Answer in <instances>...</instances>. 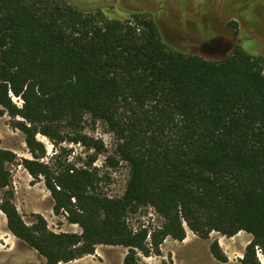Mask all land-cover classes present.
<instances>
[{"label":"trees","instance_id":"16d2710c","mask_svg":"<svg viewBox=\"0 0 264 264\" xmlns=\"http://www.w3.org/2000/svg\"><path fill=\"white\" fill-rule=\"evenodd\" d=\"M73 3L0 0V108L21 119L15 128L31 155L19 165L43 181L54 214L81 233H53L39 215L25 224L8 169L17 157L0 149L8 231L45 264L69 263L98 245L126 248L123 264H140L167 237L183 241L186 230L201 239L243 231L252 239L240 263L263 264L256 249L264 257V55L241 46L209 57L185 52L166 43L151 15L121 21ZM86 115L115 137V156L129 167L120 197L102 192L94 157L81 166L56 154L42 161L37 135L103 152L100 140L81 133ZM147 206L161 225L132 230L127 216ZM209 249L227 261L216 241Z\"/></svg>","mask_w":264,"mask_h":264},{"label":"rangeland","instance_id":"374dc122","mask_svg":"<svg viewBox=\"0 0 264 264\" xmlns=\"http://www.w3.org/2000/svg\"><path fill=\"white\" fill-rule=\"evenodd\" d=\"M73 2L74 5L98 11L109 19L121 21L127 19L131 13L143 12L151 15L155 18L166 43L185 52H197L209 57L228 54L235 46H241L249 54L264 55V0H73ZM212 41L217 43V50L202 51V47ZM13 102L21 107L20 99L13 97ZM20 120L19 118L13 120L6 113H1L0 108V149L11 151L17 157L14 163L8 165L12 176L11 189L16 210L28 226L35 223V216L39 215L46 221L48 230L53 233L80 234L81 230L77 225L69 224L61 215L54 214L52 198L43 181L33 180L19 165L21 158L31 159L23 133L15 128V122ZM81 133L93 140H100L104 146L103 152L96 155L93 149H87L82 144L62 143L54 146L46 137L37 135V139L44 144L46 150L42 161L51 164L56 154L68 162L81 166L88 161L89 156L94 157L92 166L103 176L99 185L102 192L113 198L122 196L129 179V167L115 156V137L102 122L89 115L84 117ZM109 156L112 162L108 161ZM127 222L134 231L143 228L151 231L159 227L162 220L147 206L134 214H129ZM244 236L246 232L233 237L212 232L207 239H201L186 230L187 245H183V241L167 237L159 246V254L140 256V264H239L244 253V245L240 244V240ZM213 241L218 243L227 258L226 262H219L211 255L209 248ZM256 251L259 252L257 255L259 261L263 263L261 250ZM126 253L127 249L120 246L98 245L93 254L65 264H123ZM0 264H45L42 256L8 231L6 218L1 211Z\"/></svg>","mask_w":264,"mask_h":264},{"label":"crops","instance_id":"0c3cea01","mask_svg":"<svg viewBox=\"0 0 264 264\" xmlns=\"http://www.w3.org/2000/svg\"><path fill=\"white\" fill-rule=\"evenodd\" d=\"M239 233H243V232H239ZM238 233V234H239ZM187 239V238H186ZM183 240V245H187V240ZM250 239H252V237H251V235L250 234H248V233H246V236H244V237H242V239L240 240L241 242H240V244H243L244 245V249H245V247L247 246V244L251 241ZM189 241H191V240H189ZM192 241H194V240H192ZM242 259V258H241ZM238 262V261H237ZM228 263H231V262H228ZM240 264V263H239Z\"/></svg>","mask_w":264,"mask_h":264},{"label":"built area","instance_id":"2783aa9c","mask_svg":"<svg viewBox=\"0 0 264 264\" xmlns=\"http://www.w3.org/2000/svg\"><path fill=\"white\" fill-rule=\"evenodd\" d=\"M256 253H257V255H258L259 252L256 251Z\"/></svg>","mask_w":264,"mask_h":264},{"label":"bare ground","instance_id":"6f19581e","mask_svg":"<svg viewBox=\"0 0 264 264\" xmlns=\"http://www.w3.org/2000/svg\"><path fill=\"white\" fill-rule=\"evenodd\" d=\"M263 264H264V260H263Z\"/></svg>","mask_w":264,"mask_h":264}]
</instances>
